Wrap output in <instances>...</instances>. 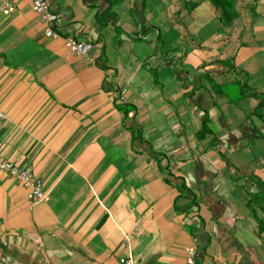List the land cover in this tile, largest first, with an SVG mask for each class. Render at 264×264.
<instances>
[{
	"label": "crops",
	"instance_id": "crops-1",
	"mask_svg": "<svg viewBox=\"0 0 264 264\" xmlns=\"http://www.w3.org/2000/svg\"><path fill=\"white\" fill-rule=\"evenodd\" d=\"M11 1L0 160L47 200L0 171V264H264V0H48L55 38Z\"/></svg>",
	"mask_w": 264,
	"mask_h": 264
},
{
	"label": "built area",
	"instance_id": "built-area-1",
	"mask_svg": "<svg viewBox=\"0 0 264 264\" xmlns=\"http://www.w3.org/2000/svg\"><path fill=\"white\" fill-rule=\"evenodd\" d=\"M32 10L39 15L40 20L44 24V36L55 38L58 34L53 29L57 15L51 10L48 0H30ZM2 8L7 11H12L14 5L11 0H4ZM65 45L70 54L87 56L89 55L93 45L88 41H78L72 37L65 40ZM3 114L0 112V120ZM0 171L7 173L15 179L23 188L27 190V197L30 205L40 201L47 200V194L42 187V181L36 176L32 167H20L11 161L0 160ZM6 262V257L0 252V263ZM131 256L123 260V264H133ZM186 264H197L195 258V249H188L186 254Z\"/></svg>",
	"mask_w": 264,
	"mask_h": 264
},
{
	"label": "trees",
	"instance_id": "trees-1",
	"mask_svg": "<svg viewBox=\"0 0 264 264\" xmlns=\"http://www.w3.org/2000/svg\"><path fill=\"white\" fill-rule=\"evenodd\" d=\"M214 6V8L220 13V18L224 24L231 23L238 15L235 8V0H208ZM198 5L197 1L190 2L192 8ZM253 95L260 98L259 104L255 110V113L259 116H263L262 108H264V98L259 97V95L253 92ZM119 109L122 110L125 116L128 115L131 109L127 105L120 106ZM205 127H203L204 129Z\"/></svg>",
	"mask_w": 264,
	"mask_h": 264
},
{
	"label": "rangeland",
	"instance_id": "rangeland-1",
	"mask_svg": "<svg viewBox=\"0 0 264 264\" xmlns=\"http://www.w3.org/2000/svg\"><path fill=\"white\" fill-rule=\"evenodd\" d=\"M233 95V94H232ZM233 96H236V95H233ZM263 185H264V183H263ZM250 197L252 198V203L254 204V206L258 203V204H260V202H258V200H256L255 199V197H254V195H251L250 194ZM261 201V200H260ZM256 207H257V205H256ZM245 233H251L249 230H246L245 231ZM254 240H256V237L254 238Z\"/></svg>",
	"mask_w": 264,
	"mask_h": 264
}]
</instances>
